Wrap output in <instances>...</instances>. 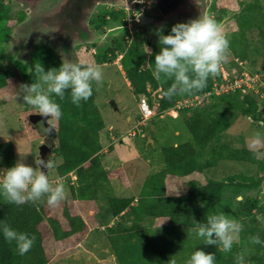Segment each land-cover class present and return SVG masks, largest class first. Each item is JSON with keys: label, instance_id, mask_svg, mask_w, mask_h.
<instances>
[{"label": "rangeland", "instance_id": "1", "mask_svg": "<svg viewBox=\"0 0 264 264\" xmlns=\"http://www.w3.org/2000/svg\"><path fill=\"white\" fill-rule=\"evenodd\" d=\"M33 1L0 0V3L7 7L6 24L10 26L7 38L0 44V61H6L14 71V76L7 79L6 85L0 88V144L10 141L14 151L11 154L15 158V164L18 161H23L33 167L36 166L35 161L39 159V142H47L53 149L55 148L56 141L53 131L48 136L40 121L36 124L30 121L29 114L35 113L36 110L24 103L21 92V85L28 84L27 80L30 81L28 76L31 75V67H27V71L23 72L18 64L30 63L32 55L36 52L35 48L40 45L50 47L53 54L52 60L57 62L59 67L63 61L99 65L103 70V84L97 85L93 82L92 88L95 90V101L104 122V128L100 132L102 144L109 146L108 152L103 155V163L109 170L108 178L113 191L119 196L136 194L147 176L163 168L162 147L186 141L192 142V138L183 123V116L179 114V110H176V116L170 112V109L175 107L165 110L163 115L152 116L154 130L151 136L146 137V132L138 130V128H135L137 134L134 137L129 136L128 131L135 124L134 118L138 117L139 112L136 95L126 84L125 74L123 75L118 67L120 62L118 64H102L100 61L94 60L93 53L102 52L104 48L114 45L115 40L113 39L116 36L121 40L118 49L121 47L120 51L122 52L131 42L135 41L143 46L146 64H143L141 68L144 69L149 67L147 62L149 55L145 52V47L151 50V56H153V52L157 54L160 51L158 50L159 44L153 43L154 35H149L146 31L157 33L158 30H162L163 35L164 31L170 34L171 28L177 23H185L203 15L219 17L218 23L226 37L230 39L234 49L240 50L242 54L245 53L247 58L233 57L232 51L229 49L228 61L221 65L223 70L220 69L219 78L213 76V83H219L223 79V82L228 86L227 90H230L234 88L233 85L229 86L231 79L238 81L243 79L245 83L241 89L242 93L250 94L256 99L258 111L255 115L247 117H242L238 113H234L230 117V124L222 133V142L225 147L221 149L222 153L217 161V166L212 171H207L208 174L204 172V177L200 180L204 182L207 177L214 180L226 178L233 179L237 183L223 187L220 203L216 208L217 213L224 212L229 219H235L242 225L240 238L233 244L235 247L232 246L229 255L233 257L243 255L244 264H248L251 256H264V244L256 245L250 242V237L256 235H259L262 241V230L264 229V169H257L258 165L264 163V149L258 154H253L247 147L248 138L254 132L259 131L264 134V0H173L168 8L176 5V9L167 8V15L166 11L158 13L153 10L155 22H149L151 29L145 31H142L140 25L136 30L133 20L135 16L149 8V6L143 5L149 0L137 2L138 6L136 7H134L136 5L134 0H109L106 3L94 4L90 7L88 15L92 14V19L102 11L99 10L100 7L109 6L104 10L113 9V12H118L121 9L123 10L121 17L131 21V30L120 29L121 23L110 21L101 29L86 28L81 35L74 32L71 34V31H68L70 34L66 38H63L66 26L62 22L61 26L60 14L57 11V1L59 0ZM189 3L195 7L196 11H186ZM255 7L257 8L255 9ZM21 13L22 19L19 20ZM240 14L244 15L240 21L245 22V25L241 27L237 22V17ZM119 21L121 22L120 19ZM61 29L63 37H61ZM58 31L60 34L57 33ZM120 51L118 54H122ZM57 63L53 64L54 68H57ZM228 63H231L232 67L228 66ZM43 67L46 72L45 65ZM149 68L154 72L155 65ZM36 79L38 80V75ZM234 85L236 86L235 83ZM225 91L223 83H221L216 89L218 94H207L205 91V93H197L196 98L192 94L177 95L176 98L178 101L186 100V107H194L200 103L205 104L212 101L213 97ZM127 117H130L131 120L129 121ZM112 132H116L113 136L118 137L113 141L110 138ZM222 142L221 145H223ZM104 149L106 151V148ZM242 150L247 151L249 157L245 155L246 159H244ZM229 153H233L235 156L229 158ZM237 153L239 160L236 159ZM255 160L259 163L256 164ZM61 161L62 158L58 156L55 157L54 163L57 164ZM0 171L4 174V170ZM47 174L50 181L57 177L54 169L49 170ZM68 177L74 179L75 176L72 173ZM186 179V177H167L166 192L168 194L185 192L184 186L180 188V184ZM59 182L65 186L67 198L59 203L58 210L49 206L42 207L45 217H50L53 219L51 222H57L63 229H68V226L65 225L67 219L64 217L68 212L71 215L81 216L87 227L67 237L55 239L50 231L51 222L41 223L40 229L44 237L43 247L48 259L47 264H117L103 228H96L92 223L93 207L97 205L93 203L94 201L73 200L69 194L68 184L64 182V179ZM252 182H257V184L249 188L248 186L241 188L239 186L241 183L246 185ZM237 196H242L243 201L246 198L255 201V205L248 215L244 216L238 213L237 209L240 206L236 200ZM43 200L45 199L39 201L43 202ZM38 206L40 209V202H38ZM159 223L160 221L152 226L155 227ZM187 240V246L192 249V252L186 250L185 254L179 255L177 258L170 257L174 252L171 253L169 264L172 260H175L176 264H185L191 254L195 250H199L202 240L194 232L187 236ZM196 247L197 249H194ZM236 248L240 249L238 254ZM201 250L204 251V249Z\"/></svg>", "mask_w": 264, "mask_h": 264}, {"label": "trees", "instance_id": "2", "mask_svg": "<svg viewBox=\"0 0 264 264\" xmlns=\"http://www.w3.org/2000/svg\"><path fill=\"white\" fill-rule=\"evenodd\" d=\"M7 12V7L0 3V44L5 41L10 32V26L6 24ZM107 15L119 21L122 12H98L90 20L93 29L104 28L107 24ZM243 16L240 14L237 17L240 27L245 25V22L240 21ZM213 18L219 21V17ZM20 19H22V13ZM163 33L166 35L167 31ZM116 41L118 45L121 44L119 39ZM157 44H159L158 41ZM118 45L105 48L102 52H94V60L104 62L115 58L117 51L122 50L120 47L118 49ZM158 47L160 48L161 45L159 44ZM142 48L143 46L139 43L131 42L122 53L120 63L129 80L131 92L137 97L145 95L150 98L147 84H150L152 89L160 85L162 93V90H167L173 81L163 76L157 80L150 71L149 67L154 66L156 54L154 52L153 56L148 58L149 67L141 68L146 62ZM229 49L233 57L247 58L245 53L242 54L240 50H235L231 43ZM34 50L36 52L32 55L30 63L18 64L23 72L27 71V67H31L28 84L38 81L34 71L36 63L45 65L47 71L59 68V64L52 60L53 54L50 47L40 45ZM54 63H57V68L53 67ZM227 65L232 67L231 63ZM13 76L14 71L10 65L6 61H0V88L6 85L7 79ZM216 76L219 78L218 75ZM212 79L213 76H210L207 86L192 95L208 91L213 84ZM241 89L242 87L221 93L205 104L200 103L194 107L177 109L183 116V123L192 142L186 141L162 147L163 168L147 176L139 191L130 196H119L113 191L108 178L109 170L103 163L104 153H101L103 144L100 132L104 128V122L95 101V90L91 98L81 101L79 106L71 102L70 91L65 92L63 100L55 95L52 96V99L60 104L63 113L54 126L53 134H55L56 145L54 149L52 148L54 156L61 157L62 161L55 164L53 169L58 177L66 178L69 194L73 200L94 201L93 203L97 205L93 207L92 223L96 228H103L117 264H169L171 253L174 252L170 257L177 258L185 254L186 250L192 252V249L187 246V236L194 232L196 222L204 223L207 215L217 213L216 208L220 203L223 187L235 183L233 179L226 178L214 180L207 177L204 182L200 179L204 177V172L208 174L207 171H212L217 166L222 153L221 149L225 147L222 142V133L229 126L230 117L234 113L247 117L255 115L258 111L256 99L250 94L242 93ZM158 99L160 111L171 108L175 102V97L171 101L162 96ZM242 151L244 159H246L245 155L249 157L247 151ZM12 152L14 151L10 141L0 144V170H6L15 165ZM229 154V158L235 156L233 153ZM238 155L237 153V160H239ZM258 163L256 161V164ZM261 168L264 169L263 162L258 165L257 169ZM70 172L74 174V179L67 176ZM0 176H3L1 171ZM173 176L187 178L180 184V188L184 186L185 192L175 194L166 192V178ZM256 184L257 182L246 185L241 183L239 186L249 188ZM44 199L43 202L38 201L40 202L39 209L37 201L17 206L7 203L3 195H0V222H6L18 232L35 236L31 250L25 255H19L15 242H7L0 231V264H47L48 259L44 252V237L40 225L44 221L50 223L53 219L45 217L42 211V207L48 206L46 198ZM238 204L240 206L237 209L238 213L246 216L252 211L255 201L246 198ZM59 207L58 205L53 208L58 210ZM64 217L67 219L65 225L68 229H63L57 222H51L50 231L55 239L67 237L87 227L86 222L79 215H71L67 212ZM157 220L160 223L153 227L152 224L158 222ZM262 241H264V229L262 230ZM199 246V250L204 249L206 253L215 254V264H236L237 255L233 257L229 255V251L225 252L215 246H207L203 240ZM239 251L240 249L236 248L237 254ZM248 264H264V256H251Z\"/></svg>", "mask_w": 264, "mask_h": 264}, {"label": "clouds", "instance_id": "3", "mask_svg": "<svg viewBox=\"0 0 264 264\" xmlns=\"http://www.w3.org/2000/svg\"><path fill=\"white\" fill-rule=\"evenodd\" d=\"M134 2H136L134 7H136L138 6L137 2H143V0H134ZM148 2L143 5L149 6ZM120 20L121 22L114 21L121 23L120 29H132L130 20H123L122 18ZM155 34L159 36L158 43L161 47L160 51L155 54L153 75L157 80L163 76L173 81L171 86L167 90H162L161 93V96L169 101L177 95H191L194 92L202 91L207 86L209 77L218 75L220 69L223 70L221 65L228 61L230 41L219 23L209 15L198 16L185 23H177L171 28V33L168 35H163L162 30H158ZM157 35L155 36L157 37ZM145 52L149 56L152 55L151 50L146 47ZM34 71L38 75V81L21 85L23 101L33 107L36 110V114L44 118V122L47 125L45 128L49 134L54 130L55 123L63 115L60 104L52 99L53 95L63 100L65 92L70 91L71 102L79 106L81 101H87L91 98L93 82L97 85L103 84L102 68L99 65L90 63L82 64L63 61L58 69H49L47 72H45L44 67L40 63H36ZM221 83H224L223 79L219 83L214 82L207 94H218L215 91V85ZM149 87V84H147V89ZM235 88L240 87L226 90L225 93L234 91ZM148 91L151 95L152 91L150 88ZM155 96L157 97V95ZM161 96L157 97V101ZM193 96L195 97L196 94ZM138 101L139 96L137 97L139 117L131 127L135 134L131 136L129 134L131 130L128 131V135L131 137L137 134L135 128L148 134L149 127L153 126L151 122L152 116L163 115L165 111H160L159 108L156 109L147 124L140 126L138 122L141 120L142 113L139 109ZM182 107L186 106H176L172 110L176 111ZM247 147L253 154H258L264 149V134L259 131L254 132L248 138ZM35 165L33 167L23 161H18L13 167L4 170L3 176H0V195H3L7 203L19 206L27 202H36L46 198L47 205L55 207L67 198L65 186L59 182V180L64 179L67 184L66 178L58 177L55 174L57 177H54L52 181L49 180L47 173L55 167L54 161L39 158L35 161ZM71 174L72 172L68 173L67 176ZM236 200L238 203H242L243 197L237 196ZM201 206L203 207V205ZM0 231H2L7 242H15L19 255L27 254L35 242L34 235L30 236L27 233L18 232L6 222H0ZM193 231L198 238L204 241L205 245L215 246L228 252L231 251L233 244L238 242L242 225L235 219H229L224 212H219L207 215L204 223L196 222ZM250 242L256 245L264 244L259 235L250 237ZM215 261V254L206 253L203 250H195L185 264H215ZM171 264H176V261L172 260ZM236 264H244L243 255H237Z\"/></svg>", "mask_w": 264, "mask_h": 264}, {"label": "flooded vegetation", "instance_id": "4", "mask_svg": "<svg viewBox=\"0 0 264 264\" xmlns=\"http://www.w3.org/2000/svg\"><path fill=\"white\" fill-rule=\"evenodd\" d=\"M30 1H32V0H30ZM36 1L37 0H34L33 2H36ZM171 1H173V0H150V2H148L149 8L144 10L142 13H140L134 17V20H133V24L135 25L134 28L137 30L139 27L138 25H140V27L142 26V31L147 30V29H145L146 26H148V30L151 29V27H150L151 24H149V22H152V23L155 22L154 21L155 16L153 14V10H155L154 12L157 11L158 13L166 11L168 6L172 3ZM100 2L106 3V2H109V0H59V1H57V8H58L57 11L60 14V18H61L60 24H62L61 22H63V23H66L67 25H69L71 34L74 32L75 34L81 35L82 31H85L86 28H90V26H91L90 20H91L92 14L88 15L89 10L91 9L90 7H92L94 4H99ZM153 2L155 3L154 8L151 6V4ZM106 8H109V6H106L105 8L100 7L99 10L107 11V12L113 11V9L104 10ZM115 11H118V10H115ZM119 11L121 12L123 10L120 9ZM144 15L151 17V21H149L148 23L145 24L141 19V17ZM86 19H88V20H86ZM122 19L127 20L125 17L124 18L122 17ZM57 33L60 34L59 31ZM146 33H148L149 35L151 34L150 32H147V31H146ZM69 34L70 33H68L66 30L63 38L69 37ZM62 36H63V33H62ZM43 130H44V128H43ZM44 132H45V130H44ZM42 143L43 142H39L38 148H39V145ZM44 143H46L48 145L47 142H44ZM48 146L50 147V150H51V154H50L49 159H51L52 161H55V157H54L53 152H52V146L50 144Z\"/></svg>", "mask_w": 264, "mask_h": 264}, {"label": "crops", "instance_id": "5", "mask_svg": "<svg viewBox=\"0 0 264 264\" xmlns=\"http://www.w3.org/2000/svg\"><path fill=\"white\" fill-rule=\"evenodd\" d=\"M188 7L186 8V11L187 10H190V11H196V9H195V7L194 6H192L190 3L187 5ZM207 10V9H206ZM206 12V11H205ZM207 13V12H206ZM189 15H191V14H189ZM122 18V17H121ZM106 19H107V24H108V22H110V21H112V23H114V19H112L109 15H107L106 16ZM63 23V22H62ZM65 26H66V30L67 29H69V30H67V32L68 31H70V26L69 25H67L66 23H63ZM106 24V25H107ZM105 25V26H106ZM61 26H62V24H61ZM104 26V27H105ZM90 29H93V27H92V25L90 26ZM65 30V31H66ZM61 33H62V29H61ZM61 37H63V36H61ZM116 39H118L117 38V36L113 39V40H115L114 41V45H112L111 47H113V46H116V45H118V42L116 41ZM159 40V36L157 35V37L156 36H153V43H157V41ZM119 41L121 42V40L119 39ZM61 44V43H60ZM121 45V44H120ZM151 47V46H150ZM61 48H64V47H62L61 46ZM121 48V47H120ZM105 49V48H104ZM103 49V50H104ZM125 51V50H124ZM123 51V52H124ZM99 52V51H98ZM122 52V53H123ZM107 56H110V54L108 53L107 54ZM121 56H122V54H118V51H117V55L115 56V58H112V59H110L108 62L107 61H104V62H100V63H102V64H106V63H112V64H118L119 62H120V58H121ZM146 64V62L144 63V65ZM121 66V64L118 66L119 67V69L121 70V72H122V74L124 75L125 74V72H124V70H122V67H120ZM125 76V80H126V84L128 85V87L130 88V90H131V86H130V83H129V80L127 79V77H126V75H124ZM149 88L151 89V99H154V108L155 109H158L159 108V104H158V102H159V99H158V101H157V97L155 96V95H159V96H161V92H160V86L158 85L155 89H152L151 88V85L149 84ZM184 95V94H183ZM136 98H137V96H136ZM178 98H176V96H175V102H174V105L173 106H175V105H177V103H178V100H177ZM176 107V106H175ZM157 112H159V111H157ZM170 112L171 113H173L175 116L177 115V112L176 111H173V110H170ZM161 113V112H160ZM158 115V114H157ZM156 115V116H157ZM138 117H139V112H138V115H137ZM137 117V118H138ZM137 118H134V121L137 119ZM127 119L130 121L131 120V118L130 117H127ZM152 122V121H151ZM149 133L148 134H146V137H149V136H151L152 135V133H153V130H154V127L153 128H150L149 127ZM112 135H111V141H113V140H116L118 137H115V136H113L114 134H116V132H112L111 133ZM101 136V135H100ZM101 142H102V140H101ZM107 144H105V145H103V148H102V151H105V149L104 148H106V151L104 152V154L105 153H107L108 152V145L106 146ZM102 151H101V153H102ZM57 158V157H56ZM107 168V167H106Z\"/></svg>", "mask_w": 264, "mask_h": 264}, {"label": "built area", "instance_id": "6", "mask_svg": "<svg viewBox=\"0 0 264 264\" xmlns=\"http://www.w3.org/2000/svg\"><path fill=\"white\" fill-rule=\"evenodd\" d=\"M234 83L236 84V86L234 85ZM244 83L245 82L243 81V79H239V81L237 79H234V80L230 81L229 86L233 85L234 87H242V86H244ZM223 86H224V89L227 90V88H228L227 84L223 83ZM217 88H218V85H215V91ZM158 96L159 95H157V97ZM194 98H196V96ZM138 106H139V109L142 113V116L140 118L141 120L138 122V124L140 126H142V125L147 124L149 118L152 115H154V113L156 112L155 111L156 109L154 108V99H151V97L148 98V96H145V95H141V96H139ZM176 106L177 107L178 106H186V100L179 101ZM129 134L132 136L135 134V131L131 130L129 132Z\"/></svg>", "mask_w": 264, "mask_h": 264}, {"label": "water", "instance_id": "7", "mask_svg": "<svg viewBox=\"0 0 264 264\" xmlns=\"http://www.w3.org/2000/svg\"><path fill=\"white\" fill-rule=\"evenodd\" d=\"M151 6L154 8L155 7V3L153 2L152 4H151ZM141 19H142V21L146 24V23H148L149 21H151V17H148V16H146V15H144V16H142L141 17ZM148 28V26H146L145 27V29H147ZM151 34H154V35H156L155 33H151ZM147 48V47H146ZM29 119H30V121H32V123H36V122H41L42 123V125H43V128H44V130H45V133L47 134V135H50L49 134V132L46 130V128L45 127H47V125L45 124V122H44V118H42L39 114H36V112L35 113H30L29 114ZM150 128H153V126L151 125L150 126ZM50 154H51V150H50V147L47 145V144H45V143H42V144H40L39 145V148H38V155H39V158H43V159H49L50 158ZM43 170V169H42Z\"/></svg>", "mask_w": 264, "mask_h": 264}, {"label": "bare ground", "instance_id": "8", "mask_svg": "<svg viewBox=\"0 0 264 264\" xmlns=\"http://www.w3.org/2000/svg\"><path fill=\"white\" fill-rule=\"evenodd\" d=\"M176 7H177L176 5H172V6H170V8H168V9L175 10ZM167 12H168V11L166 10V13H165L166 15H167ZM174 13H175V12H174Z\"/></svg>", "mask_w": 264, "mask_h": 264}]
</instances>
